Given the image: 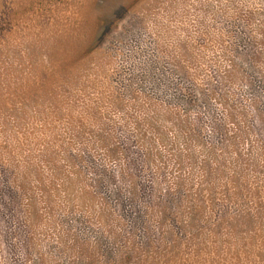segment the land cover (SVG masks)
Listing matches in <instances>:
<instances>
[{
	"label": "rangeland",
	"instance_id": "374dc122",
	"mask_svg": "<svg viewBox=\"0 0 264 264\" xmlns=\"http://www.w3.org/2000/svg\"><path fill=\"white\" fill-rule=\"evenodd\" d=\"M108 6L110 2L104 0H0V195L7 192L8 176L24 167L42 168L45 160L52 169L72 172L67 162L70 154L82 157L78 168L93 178L95 161H89L90 154L100 164L105 162L100 150L88 148L86 141L100 130H117L115 137L123 139V130L132 129L120 120L122 113L139 120L149 107L148 119L154 121V106L168 108L173 117L184 121L175 129L168 123L162 129L168 142L179 149L189 141L196 165L183 160L178 176L197 181L202 147L196 140H216L208 111L214 110L217 121L223 112L212 101L205 105L194 88L203 90V69L212 73L214 62L224 69V52H241L245 34L235 11L252 10L256 0H134L98 49L81 57L96 19ZM177 63L186 71H199L197 79H202L174 72ZM237 64L243 67L241 61ZM239 87H226L225 92L237 93L249 110L252 96ZM82 136L86 146L79 141ZM233 208L218 214L222 208L217 206L214 214L201 211L190 221L175 212L165 230L151 227L146 245L141 244L138 231L136 242L141 245L131 264H264V222H251L255 219L251 218L240 225ZM14 215L3 196L0 243L11 251L0 256V264L13 253L15 260L21 259L24 229ZM60 215L58 209L52 223L43 215L35 229L34 243L39 246L33 251L34 260L39 251L49 264L68 263L66 251L61 253L47 237L60 230ZM66 220L67 234L80 242H98L97 226Z\"/></svg>",
	"mask_w": 264,
	"mask_h": 264
},
{
	"label": "trees",
	"instance_id": "16d2710c",
	"mask_svg": "<svg viewBox=\"0 0 264 264\" xmlns=\"http://www.w3.org/2000/svg\"><path fill=\"white\" fill-rule=\"evenodd\" d=\"M106 1L110 6L102 9L96 19L83 58L98 49L134 2ZM235 13L246 44L240 53L224 52V69L217 62L213 64L220 71L216 67L212 73L203 69V90L193 86L194 93L203 96L205 105L212 101L223 112L222 120L217 121L214 110L208 111L216 140L205 143L196 140L202 147L197 181L181 180L178 176L183 160L196 165L189 141L179 149L173 141L168 142L162 129L166 123L175 129L184 121L162 106H154V121L148 119L149 107L139 120L123 111L120 120L132 129L123 130V139L115 137L117 130H100L86 141L90 144L88 148L96 146L100 150L99 156L105 162L100 164L90 154L89 161H95L91 167L93 178H87L78 168L83 159L76 154L67 156L72 172L52 169L45 160L42 168L24 167L6 178L7 192L3 196L15 212L13 219L23 226L24 236L20 238L21 259L15 260L13 253L2 259L3 264H49L44 253L38 251L35 260L32 257L33 251L38 250V244L34 243L35 229L43 215L48 216L50 223L54 222L58 209L60 230L47 237L58 245L61 253L66 251L67 264H131L139 245H146L151 239V227L165 230L175 212L187 215L190 221L201 211L203 215L209 211L214 214L220 206L222 210L217 213L224 214L234 207L240 225L251 218H255L251 222H264V0H256L252 10L239 8ZM174 69L192 79L200 77L199 71H186L178 63ZM234 85L247 89L252 96L248 100L249 110L239 102L237 93L228 96L225 92L226 87ZM133 99H137L136 95ZM184 128L191 130L187 124ZM79 141L86 146L83 136ZM3 196L0 195L1 202ZM3 210H8L5 202ZM66 218L70 223L97 226L98 242H80L74 234H67ZM138 231L141 244L136 242ZM103 242H108V246L102 248ZM10 251L0 243V256H8Z\"/></svg>",
	"mask_w": 264,
	"mask_h": 264
}]
</instances>
